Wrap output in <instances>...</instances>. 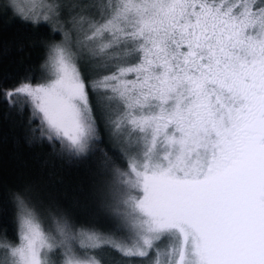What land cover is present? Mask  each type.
I'll return each mask as SVG.
<instances>
[{"label":"snow or ice","instance_id":"6c2138e0","mask_svg":"<svg viewBox=\"0 0 264 264\" xmlns=\"http://www.w3.org/2000/svg\"><path fill=\"white\" fill-rule=\"evenodd\" d=\"M0 13L42 33L5 112L62 164L4 188L0 264H264V0Z\"/></svg>","mask_w":264,"mask_h":264},{"label":"trees","instance_id":"16d2710c","mask_svg":"<svg viewBox=\"0 0 264 264\" xmlns=\"http://www.w3.org/2000/svg\"><path fill=\"white\" fill-rule=\"evenodd\" d=\"M41 32L33 31L19 19L0 13V77L5 74H22L29 66L37 65L42 56L38 43ZM23 45V48H20ZM25 124L22 117L7 115L0 99V195L6 186L18 184L28 178L40 161H49L57 169L62 167L54 159L48 145L28 146L24 140ZM11 214V207H9Z\"/></svg>","mask_w":264,"mask_h":264}]
</instances>
